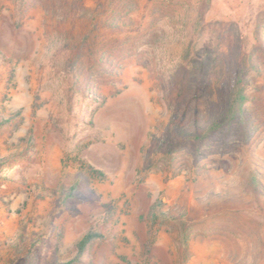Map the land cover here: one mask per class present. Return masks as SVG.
Masks as SVG:
<instances>
[{"label": "rangeland", "instance_id": "rangeland-1", "mask_svg": "<svg viewBox=\"0 0 264 264\" xmlns=\"http://www.w3.org/2000/svg\"><path fill=\"white\" fill-rule=\"evenodd\" d=\"M70 2L0 0V264H264V0Z\"/></svg>", "mask_w": 264, "mask_h": 264}, {"label": "trees", "instance_id": "trees-1", "mask_svg": "<svg viewBox=\"0 0 264 264\" xmlns=\"http://www.w3.org/2000/svg\"><path fill=\"white\" fill-rule=\"evenodd\" d=\"M97 1V5H102V0H96ZM83 7H84V0H71V2L69 3V8L70 11L73 12L75 15L78 14L79 12L83 11ZM200 22L203 21L202 20V16L200 14ZM208 27L212 26V24H207ZM90 35L89 32L87 33H82V36L79 38V41H75L74 46L73 47H69V49H65L66 47H68V40H65L63 43L64 45V49L67 53L65 56H69L70 52H74V55H76V59H78L80 57V55L82 54V51L87 47H88V43L90 42ZM191 39V38H190ZM192 43V40H190L189 44ZM66 57V58H67ZM243 80L240 77V75L238 74L234 80H232L231 85H230V92H229V96H230V101H231V105H235L236 103H238V105L241 103V100L239 99V97L241 99H243ZM238 97V98H236ZM100 234L98 232H95L93 230H88L86 231L84 234H82L78 240L75 243V251L77 253V255H80L90 244L92 241H94L97 237H99ZM71 260L64 263V264H70Z\"/></svg>", "mask_w": 264, "mask_h": 264}, {"label": "clouds", "instance_id": "clouds-1", "mask_svg": "<svg viewBox=\"0 0 264 264\" xmlns=\"http://www.w3.org/2000/svg\"><path fill=\"white\" fill-rule=\"evenodd\" d=\"M24 71H26V69H24ZM11 102L17 108L23 107L26 104L30 103V98L29 97H23V96H13V97H11ZM30 126H31V121L29 119H25L24 123L21 124V126L14 132V137L18 139V138H21V137H24L25 135H27Z\"/></svg>", "mask_w": 264, "mask_h": 264}]
</instances>
